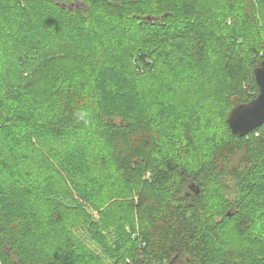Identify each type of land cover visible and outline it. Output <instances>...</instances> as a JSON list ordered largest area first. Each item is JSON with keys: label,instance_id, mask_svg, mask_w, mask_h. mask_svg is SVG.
Wrapping results in <instances>:
<instances>
[{"label": "trees", "instance_id": "trees-1", "mask_svg": "<svg viewBox=\"0 0 264 264\" xmlns=\"http://www.w3.org/2000/svg\"><path fill=\"white\" fill-rule=\"evenodd\" d=\"M263 58L264 0H0V264H264Z\"/></svg>", "mask_w": 264, "mask_h": 264}, {"label": "water", "instance_id": "water-1", "mask_svg": "<svg viewBox=\"0 0 264 264\" xmlns=\"http://www.w3.org/2000/svg\"><path fill=\"white\" fill-rule=\"evenodd\" d=\"M255 78L259 87L258 95L234 107L228 117L232 132L240 136H245L264 123V58L255 69Z\"/></svg>", "mask_w": 264, "mask_h": 264}, {"label": "clouds", "instance_id": "clouds-1", "mask_svg": "<svg viewBox=\"0 0 264 264\" xmlns=\"http://www.w3.org/2000/svg\"><path fill=\"white\" fill-rule=\"evenodd\" d=\"M80 115H81V117H83L85 115V113L82 112Z\"/></svg>", "mask_w": 264, "mask_h": 264}, {"label": "built area", "instance_id": "built-area-1", "mask_svg": "<svg viewBox=\"0 0 264 264\" xmlns=\"http://www.w3.org/2000/svg\"><path fill=\"white\" fill-rule=\"evenodd\" d=\"M129 262V260H127Z\"/></svg>", "mask_w": 264, "mask_h": 264}]
</instances>
